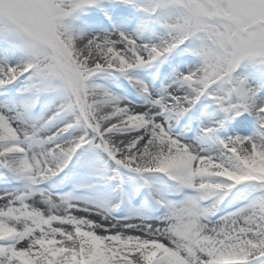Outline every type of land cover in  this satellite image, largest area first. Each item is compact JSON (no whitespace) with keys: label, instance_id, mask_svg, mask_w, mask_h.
Returning a JSON list of instances; mask_svg holds the SVG:
<instances>
[{"label":"snow or ice","instance_id":"obj_1","mask_svg":"<svg viewBox=\"0 0 264 264\" xmlns=\"http://www.w3.org/2000/svg\"><path fill=\"white\" fill-rule=\"evenodd\" d=\"M0 264H264V0H0Z\"/></svg>","mask_w":264,"mask_h":264}]
</instances>
